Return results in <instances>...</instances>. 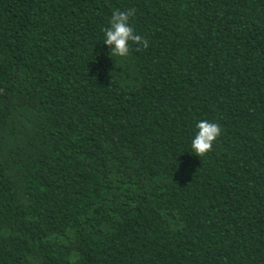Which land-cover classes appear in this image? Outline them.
<instances>
[{
  "label": "trees",
  "instance_id": "trees-1",
  "mask_svg": "<svg viewBox=\"0 0 264 264\" xmlns=\"http://www.w3.org/2000/svg\"><path fill=\"white\" fill-rule=\"evenodd\" d=\"M0 264H264V0H0Z\"/></svg>",
  "mask_w": 264,
  "mask_h": 264
},
{
  "label": "clouds",
  "instance_id": "clouds-1",
  "mask_svg": "<svg viewBox=\"0 0 264 264\" xmlns=\"http://www.w3.org/2000/svg\"><path fill=\"white\" fill-rule=\"evenodd\" d=\"M133 15L134 13L128 9L115 11L108 26L103 29L101 41L108 47L112 57L126 58L132 43L138 47L148 46L147 40L137 34L131 25L130 20ZM220 134L221 128L217 123L209 120L198 121L190 140L191 152L199 157L204 156L211 150Z\"/></svg>",
  "mask_w": 264,
  "mask_h": 264
}]
</instances>
